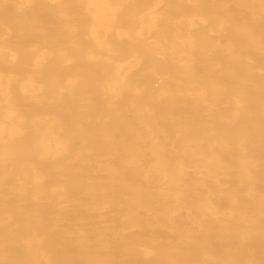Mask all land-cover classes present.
Listing matches in <instances>:
<instances>
[{
	"label": "bare ground",
	"instance_id": "6f19581e",
	"mask_svg": "<svg viewBox=\"0 0 264 264\" xmlns=\"http://www.w3.org/2000/svg\"><path fill=\"white\" fill-rule=\"evenodd\" d=\"M0 264H264V0H0Z\"/></svg>",
	"mask_w": 264,
	"mask_h": 264
}]
</instances>
